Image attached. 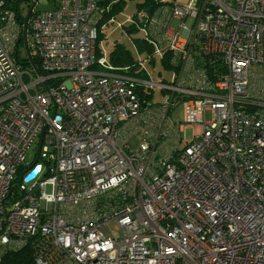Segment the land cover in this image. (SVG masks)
Listing matches in <instances>:
<instances>
[{
    "label": "built area",
    "instance_id": "1",
    "mask_svg": "<svg viewBox=\"0 0 264 264\" xmlns=\"http://www.w3.org/2000/svg\"><path fill=\"white\" fill-rule=\"evenodd\" d=\"M99 12L35 11V69L0 0V258L29 242L36 264H264V0L160 7L146 38L174 73L157 83L96 58ZM153 85L165 99L147 105Z\"/></svg>",
    "mask_w": 264,
    "mask_h": 264
},
{
    "label": "rangeland",
    "instance_id": "2",
    "mask_svg": "<svg viewBox=\"0 0 264 264\" xmlns=\"http://www.w3.org/2000/svg\"><path fill=\"white\" fill-rule=\"evenodd\" d=\"M34 0H30V5ZM142 0H129L123 11L118 13L110 22L108 21L107 26L103 28L104 37L101 40L100 48L101 55L107 60L108 53L112 49L115 42L122 43L124 47L129 51L133 59H135V71L141 73V76L148 78L152 82H161L168 81L171 79L174 69L173 67L167 66L161 56L160 45L154 44V49L148 51L146 49H139L135 42L134 38H145L147 37L148 29L145 26H140L137 31L128 33L123 28V25H128L133 21L132 16L136 11V3ZM189 0H175L174 5L185 7L188 4ZM55 0H37L33 7V12L37 10L50 9L53 7ZM18 9L22 16H25L30 8L28 0H19ZM30 22V20H29ZM177 24L176 20L170 22L171 28H175ZM151 37V36H150ZM27 39L30 40V30H27ZM30 44V41H29ZM22 53L25 55L24 47L22 46ZM149 95L147 96V105L159 104L164 101L165 95L162 90L157 86L153 85L150 90H148ZM169 117L172 122L179 124L183 122V101L176 100L173 104V108L169 113ZM211 115L209 112L205 115V120H210ZM198 131V127H190L185 131V139H190L193 136V132ZM39 139L36 138L35 141L28 147L26 151L25 161L26 163H31L38 154L39 148ZM138 144L137 138L131 142V145L136 147ZM170 144L175 145L178 148L183 146V140L168 142L167 148L170 147ZM172 149H170L171 151ZM39 163L45 162L42 159L38 158ZM46 191L49 192V186L46 188ZM112 227H116V223L111 224Z\"/></svg>",
    "mask_w": 264,
    "mask_h": 264
},
{
    "label": "trees",
    "instance_id": "3",
    "mask_svg": "<svg viewBox=\"0 0 264 264\" xmlns=\"http://www.w3.org/2000/svg\"><path fill=\"white\" fill-rule=\"evenodd\" d=\"M18 1L19 0H7V5L14 8L18 14L20 15V11L18 9ZM30 2V0H28ZM129 0H96V4L98 9L100 10L98 16V37L96 42V58L102 57L101 55V48L100 43L104 37L103 28L107 26L108 21L112 20L118 13L123 11L126 3ZM175 0H142L136 3V11L132 16L133 21L128 25H123V28L128 33H132L138 30L140 26H145L148 18L152 16L160 7L166 4H172ZM55 4V2H54ZM30 5V4H29ZM54 7V5H53ZM35 12L32 13V15ZM22 22L25 23V16L20 15ZM23 40V31H22V38ZM134 42L139 49H146L151 51L154 49V45L152 42L148 41L145 38H134ZM162 60L163 62L170 67L168 63V54L165 53V49L162 50ZM28 65V59L23 58ZM34 62L38 64L36 58H33ZM107 62L114 68H125L127 67L129 71L128 74H134L136 76H141L140 71L136 72L134 68L135 59L131 56L129 51L124 47L122 43L115 42L112 49L108 53ZM99 65L95 62L92 68H98ZM148 88H143V86L137 87L136 90L139 94H142L143 90H147ZM40 164V163H38ZM35 166V165H34ZM19 182V173L14 180V183L11 187L10 193L8 194V198L12 199L18 194L17 184ZM0 264H36L34 261V250L29 242L23 245L21 248L16 250H8L6 251L0 258Z\"/></svg>",
    "mask_w": 264,
    "mask_h": 264
},
{
    "label": "water",
    "instance_id": "4",
    "mask_svg": "<svg viewBox=\"0 0 264 264\" xmlns=\"http://www.w3.org/2000/svg\"><path fill=\"white\" fill-rule=\"evenodd\" d=\"M37 2V0H34L31 5H30V8L27 12V14L25 15V23H24V27H23V46H24V50H25V54H26V57L30 59V62L32 63L33 67L35 69H37V65L36 63L34 62V60L32 59V56L30 54V50L28 48V41H27V26H28V20H29V16H30V13L31 11L33 10V7L35 5V3ZM39 167H40V164H36L34 166V168H32L29 172V174L26 176V178H30L31 176H33L35 173L38 172L39 170Z\"/></svg>",
    "mask_w": 264,
    "mask_h": 264
},
{
    "label": "flooded vegetation",
    "instance_id": "5",
    "mask_svg": "<svg viewBox=\"0 0 264 264\" xmlns=\"http://www.w3.org/2000/svg\"><path fill=\"white\" fill-rule=\"evenodd\" d=\"M29 4H30V2H29ZM32 13H33V10L31 11L29 18H31V16H32ZM32 59H33V58H32Z\"/></svg>",
    "mask_w": 264,
    "mask_h": 264
}]
</instances>
